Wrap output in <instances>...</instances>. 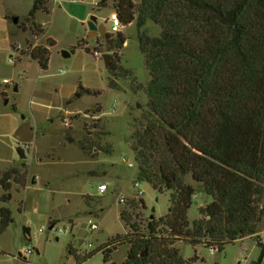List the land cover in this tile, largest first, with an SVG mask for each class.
<instances>
[{"label":"rangeland","instance_id":"rangeland-1","mask_svg":"<svg viewBox=\"0 0 264 264\" xmlns=\"http://www.w3.org/2000/svg\"><path fill=\"white\" fill-rule=\"evenodd\" d=\"M33 1L0 0V197L5 194L1 188L4 170L22 161L28 166L10 181L12 199L0 198V211L8 207L12 215L10 225L0 233V264H26L25 260L30 264H108L100 249L128 231L121 214L123 210L130 213L132 201H145V224L169 209L168 192L159 193L138 179L132 148L133 133L147 121L149 96L145 88L151 80L139 33L155 37L162 28L148 20L141 29L133 21L114 31L108 20L116 11L113 0L105 6L97 5L96 0H52L49 12L35 15L36 24L44 28L35 36L25 23ZM92 16L107 32H122L126 37L118 54L122 58L119 65L129 72L118 78V88L109 85L113 76L102 56L112 51L100 33L91 34ZM49 38L55 44L50 47L48 68L43 70L37 60L27 56V47L46 45ZM17 42L26 45L24 55L13 53ZM96 50L99 55L94 54ZM63 51H69L70 56H64ZM25 121H30L35 136L25 149L26 157L21 158L14 134ZM82 143L87 147L84 153ZM107 145L112 151H101ZM186 181L194 183L190 175ZM102 183L108 186L104 192L100 191ZM139 190L143 194L137 195ZM121 197L126 201L120 202ZM205 198L199 195L193 199L191 220L197 218ZM91 221L97 224L96 229L91 228ZM24 227L30 228V240ZM259 228V237L240 238L221 251L184 241L176 246L185 258L196 257L197 264H254L261 257L259 243H264V217ZM58 229L66 232L59 234ZM27 248L31 254L26 253ZM128 249V244L119 246L112 261L123 264ZM90 252L95 253L84 260ZM19 253L22 257L16 258ZM260 264H264V256Z\"/></svg>","mask_w":264,"mask_h":264},{"label":"trees","instance_id":"trees-1","mask_svg":"<svg viewBox=\"0 0 264 264\" xmlns=\"http://www.w3.org/2000/svg\"><path fill=\"white\" fill-rule=\"evenodd\" d=\"M51 1H33L25 23L35 36L44 32L35 15L49 12ZM107 1L101 0L99 6ZM113 4L123 25L136 21L141 29L152 20L162 28L155 37L139 33L151 80L145 88L147 121L133 133L132 148L138 179L170 197L168 212L147 224L142 220L145 201H132L130 213L121 214L128 231L100 249L105 262L117 264L111 259L113 251L128 244L123 264H197L196 257L181 254L178 242L221 251L240 238L259 237L264 217V0H113ZM105 39L113 53L107 68L113 76L109 85L118 88V78L129 72L119 65L118 54L126 37L106 32ZM54 44L49 38L32 51L31 58L43 70ZM81 149L87 151L84 143ZM101 151L111 152L112 146ZM25 164L4 170L1 200L12 199L10 181ZM189 175L194 183L186 181ZM199 195L206 197L205 202L191 220L193 199ZM0 216L2 233L12 222L11 210L2 207ZM259 245L261 257L254 264L264 256V243ZM94 253L84 255V260Z\"/></svg>","mask_w":264,"mask_h":264},{"label":"water","instance_id":"water-1","mask_svg":"<svg viewBox=\"0 0 264 264\" xmlns=\"http://www.w3.org/2000/svg\"><path fill=\"white\" fill-rule=\"evenodd\" d=\"M17 18H15V22H16ZM97 21V17L96 16H92L91 20L89 21V25H90V30H91V34H97L100 33L104 38L106 37V27L105 25H100L98 26L96 24ZM70 52L69 51H63V55L64 56H70ZM103 59L105 62V66L106 68H109L112 59H113V54L112 53H105L103 54ZM34 133L32 131V126L30 121H25L16 131L14 134V138L15 140L18 142L17 144V151L19 153V156L22 157H26V153L25 152V148L22 146L24 143H31L33 138H34ZM35 180L33 179L32 182H34ZM52 228V227H51ZM24 235L26 237H28V239L30 240V228L29 227H24L23 229Z\"/></svg>","mask_w":264,"mask_h":264},{"label":"built area","instance_id":"built-area-1","mask_svg":"<svg viewBox=\"0 0 264 264\" xmlns=\"http://www.w3.org/2000/svg\"><path fill=\"white\" fill-rule=\"evenodd\" d=\"M99 2H100V0H96L95 1V3L98 5L99 4ZM108 20H111L112 22H113V30L114 31H119V29H120V26L122 25V22H121V19H120V16H119V14H118V12L117 11H113L112 13H111V15H110V17H109V19ZM26 48V45H23L21 42H17L16 44H14V46H13V53L14 54H19V55H24L23 54V51H24V49ZM35 48V45L33 44V45H28V47H27V49H29V55H27V56H29V57H31V55H32V51H33V49ZM14 54H11V57H10V59H9V61L11 62V63H13L14 62V60H13V55ZM94 54L95 55H99V52L96 50V51H94ZM6 82H8V80H6ZM29 144L30 143H24L22 146L26 149L28 146H29ZM129 165L130 166H132L133 164L132 163H129ZM135 186L136 187H139V183L138 182H136L135 183ZM108 188V186L105 184V183H102L101 185H100V191L101 192H104L106 189ZM141 194H143V191L142 190H139L138 191V194L137 195H141ZM126 200H125V198L124 197H121L120 198V202H125ZM91 228L92 229H96L97 228V224L96 223H93L92 221H91ZM42 231V230H41ZM59 234H61V233H64V232H66V230L65 229H58V230H56ZM262 232H260V234H261ZM90 246H91V244H90ZM214 250H217V247H212L211 248V251H213L214 252ZM26 253L27 254H31L32 253V250L30 249V248H27L26 249ZM16 258H20V257H22V254L21 253H19V254H17L16 256H15Z\"/></svg>","mask_w":264,"mask_h":264},{"label":"crops","instance_id":"crops-1","mask_svg":"<svg viewBox=\"0 0 264 264\" xmlns=\"http://www.w3.org/2000/svg\"><path fill=\"white\" fill-rule=\"evenodd\" d=\"M135 2V1H134ZM32 131H33V127H32ZM33 133H34V131H33ZM26 237V236H25Z\"/></svg>","mask_w":264,"mask_h":264}]
</instances>
